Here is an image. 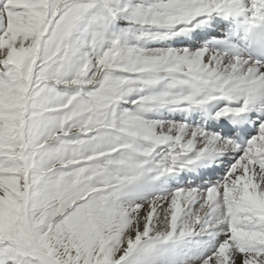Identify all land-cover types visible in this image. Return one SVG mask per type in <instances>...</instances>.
Segmentation results:
<instances>
[{"label": "snow or ice", "instance_id": "6c2138e0", "mask_svg": "<svg viewBox=\"0 0 264 264\" xmlns=\"http://www.w3.org/2000/svg\"><path fill=\"white\" fill-rule=\"evenodd\" d=\"M0 264H264V0H0Z\"/></svg>", "mask_w": 264, "mask_h": 264}]
</instances>
